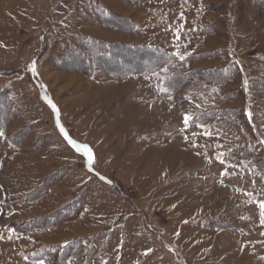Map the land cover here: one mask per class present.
I'll use <instances>...</instances> for the list:
<instances>
[{"label": "rangeland", "instance_id": "obj_1", "mask_svg": "<svg viewBox=\"0 0 264 264\" xmlns=\"http://www.w3.org/2000/svg\"><path fill=\"white\" fill-rule=\"evenodd\" d=\"M0 130V264H264V0H0Z\"/></svg>", "mask_w": 264, "mask_h": 264}, {"label": "snow or ice", "instance_id": "obj_2", "mask_svg": "<svg viewBox=\"0 0 264 264\" xmlns=\"http://www.w3.org/2000/svg\"><path fill=\"white\" fill-rule=\"evenodd\" d=\"M176 57L180 61H184L185 60V56L183 54H181V53H177L176 54ZM29 71H31L33 73V75H36V69H35V63L34 62L31 65H29ZM154 71L155 70H153V72ZM162 71L164 73H167L168 72V68L167 67H164L162 69ZM146 78H147V76H146ZM243 83H244V86L246 88L247 87V80L245 79ZM48 103L52 106V108L54 110L56 109V106L53 105L50 100L48 101ZM248 116L251 119V112L248 113ZM190 120H191V117L189 115H185L183 117V122H184L185 125H187ZM60 131H61V133L64 134L65 139L68 140V143L71 144L77 150V152H81V150H83L82 151V154L88 158V166H89V169L91 170V164H92V152H91V150L86 145L78 144L75 141L69 139L67 133H64L63 127L60 128ZM0 137H4V131L3 130H0ZM260 143L261 144H264V140L260 141ZM222 155L223 154H221V156ZM217 159L219 160V162L221 164L224 163V160L223 159H220V157H217ZM224 174L226 175L227 173H224ZM101 179H104V178L101 177ZM258 206L260 208L261 223L264 224V202L259 203ZM0 238H2V237H0ZM37 264H44V261L43 260H39V261H37Z\"/></svg>", "mask_w": 264, "mask_h": 264}, {"label": "trees", "instance_id": "obj_3", "mask_svg": "<svg viewBox=\"0 0 264 264\" xmlns=\"http://www.w3.org/2000/svg\"><path fill=\"white\" fill-rule=\"evenodd\" d=\"M237 64V66L240 68V70L242 69V66L240 65V63H236ZM249 120H250V118H248ZM34 221H32V222H29L30 224L31 223H33ZM67 247V245H62V248H66ZM56 254V251H51V253H50V258L52 257V255H55ZM63 254V253H62ZM44 255V254H43ZM49 256V255H48ZM54 257V256H53Z\"/></svg>", "mask_w": 264, "mask_h": 264}]
</instances>
